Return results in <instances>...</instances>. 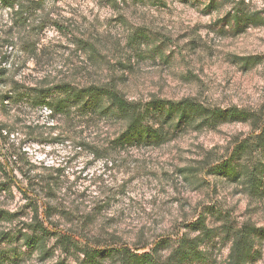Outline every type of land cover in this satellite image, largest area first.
Here are the masks:
<instances>
[{
  "label": "rangeland",
  "instance_id": "1",
  "mask_svg": "<svg viewBox=\"0 0 264 264\" xmlns=\"http://www.w3.org/2000/svg\"><path fill=\"white\" fill-rule=\"evenodd\" d=\"M234 1L0 3V96L15 85L113 82L133 101L190 98L264 120V24L237 32ZM244 1L264 19V0ZM24 93L0 101V264H90L84 250L102 248L165 261L182 238L196 256L178 264H230L245 226L258 230L246 264H264V143L252 119L121 147L112 143L121 121L52 115ZM199 217L206 237L190 226ZM36 220L54 234L31 247ZM55 233L69 240L65 249ZM95 260L122 264L114 252Z\"/></svg>",
  "mask_w": 264,
  "mask_h": 264
},
{
  "label": "trees",
  "instance_id": "2",
  "mask_svg": "<svg viewBox=\"0 0 264 264\" xmlns=\"http://www.w3.org/2000/svg\"><path fill=\"white\" fill-rule=\"evenodd\" d=\"M16 2L17 0H0L4 8H14ZM234 3L235 6L231 12H228V17L230 16L229 18H232L235 22L237 32H243L249 25L264 24V19L260 13L251 10L244 0L234 1ZM210 6H217L215 0H211ZM22 89L25 92L33 91L30 102L35 106L44 107L52 115L61 114L66 117L77 114L102 115L121 121L123 129L112 140V143L116 146H159L170 140L186 126L216 125L221 122L246 121L248 119L253 120L255 129H260L256 137L257 146H261L264 143L263 118L259 119L255 114L237 107H209L190 98L178 101L156 98L146 102L133 101L128 99L113 82L77 86L71 82L61 81L51 85L31 87V89L15 85V88L11 90L12 94L0 96V101L12 100L13 98L16 100L24 93ZM24 94L29 96L31 93ZM244 143L247 144L246 141ZM245 144H241L238 147L239 150H244L247 147ZM222 165L225 166L227 164L221 163L216 168H220ZM46 209L48 210V208ZM190 226L194 231H199L202 237H206L209 234L207 228L204 227V219L200 217L195 222H192ZM32 229L35 232H39L40 235H32L26 238V244L31 247L37 246L43 236L54 234L49 231L44 222L38 220L32 224ZM252 230V227L245 226L241 230L235 231L236 236L229 254L230 264H246L249 259L253 258L250 252L252 245V234L250 233ZM255 230L258 231L254 228L252 233H256ZM260 230L264 231V229ZM185 240V238H182L174 251L179 258L175 259L176 257L173 253L165 261L157 259L154 253H137L126 248L84 250V254L85 259L90 264H95V259L98 256L112 254V252L121 255L122 264H125V262L128 264H178L182 260L186 261V259L196 256L194 251L195 242H186ZM57 242L61 248L65 249L69 240L59 235L57 236ZM53 264L63 263L57 262Z\"/></svg>",
  "mask_w": 264,
  "mask_h": 264
}]
</instances>
